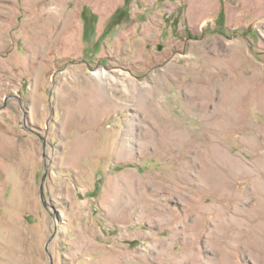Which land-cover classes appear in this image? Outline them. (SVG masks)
I'll use <instances>...</instances> for the list:
<instances>
[{"label":"rangeland","instance_id":"obj_1","mask_svg":"<svg viewBox=\"0 0 264 264\" xmlns=\"http://www.w3.org/2000/svg\"><path fill=\"white\" fill-rule=\"evenodd\" d=\"M51 234L53 264H264V0H0V264Z\"/></svg>","mask_w":264,"mask_h":264},{"label":"water","instance_id":"obj_2","mask_svg":"<svg viewBox=\"0 0 264 264\" xmlns=\"http://www.w3.org/2000/svg\"><path fill=\"white\" fill-rule=\"evenodd\" d=\"M42 192H43V189H42ZM51 235L52 236L49 238L48 243H47V245L45 247H46V251H47V253H48L49 257H50V259H49L50 260V264H53V260H52V255H51V252H50V248H48V246L50 244V241L53 238V234H51Z\"/></svg>","mask_w":264,"mask_h":264}]
</instances>
